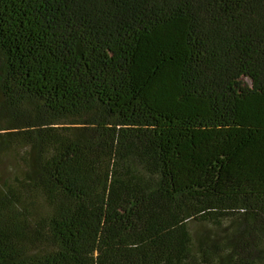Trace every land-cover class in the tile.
<instances>
[{
	"label": "trees",
	"instance_id": "1",
	"mask_svg": "<svg viewBox=\"0 0 264 264\" xmlns=\"http://www.w3.org/2000/svg\"><path fill=\"white\" fill-rule=\"evenodd\" d=\"M0 94V264H264V0H0Z\"/></svg>",
	"mask_w": 264,
	"mask_h": 264
},
{
	"label": "rangeland",
	"instance_id": "2",
	"mask_svg": "<svg viewBox=\"0 0 264 264\" xmlns=\"http://www.w3.org/2000/svg\"><path fill=\"white\" fill-rule=\"evenodd\" d=\"M28 103L29 102H24L20 111L16 109L13 110L7 105L3 96L0 94V133H2L3 130L11 131L14 128H20L25 122H33V106L28 105ZM225 226H227L226 222ZM191 228L194 234H198L200 232L204 233L207 231L214 237H219L222 235V230L212 225H199L197 223H192ZM259 264H261V262Z\"/></svg>",
	"mask_w": 264,
	"mask_h": 264
}]
</instances>
